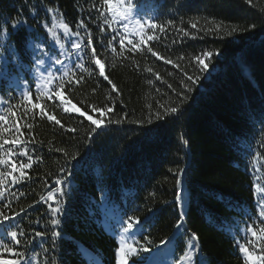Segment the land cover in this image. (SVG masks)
Here are the masks:
<instances>
[{
  "label": "trees",
  "instance_id": "trees-1",
  "mask_svg": "<svg viewBox=\"0 0 264 264\" xmlns=\"http://www.w3.org/2000/svg\"><path fill=\"white\" fill-rule=\"evenodd\" d=\"M131 4L136 9L150 6L152 12L146 15L145 42L140 37L133 44L124 39L121 49L122 38L109 25L104 0H0V115L5 117L0 143L17 137L26 142L12 148L17 153L12 157L17 182L8 177L6 186L0 185V212L19 217L0 231L5 236L12 230L22 232L16 250H27L33 264H118L115 250L123 229L139 221V227L134 223L123 234L125 249L140 250L128 264L152 258L161 264L166 255L169 264H176L191 233L200 244L196 264L201 258L204 264H244L241 245L258 255L264 249V217L259 216L255 192L264 188V0ZM14 20L26 24L13 30ZM64 23L69 25L66 35L56 28ZM151 23L158 27L150 28ZM148 36L154 39L147 41ZM74 40L85 49L83 71L66 49ZM37 44L49 55L67 53L64 61L75 73L71 86L56 83L51 90L55 101L36 92L31 68ZM93 50L111 84L100 77ZM203 52L212 56L206 59ZM196 57L209 65L204 73L197 70L203 65H196ZM188 76L199 80L188 81ZM187 87L193 91L188 93ZM25 91L30 101L24 99ZM181 93L189 100L181 114L171 116L169 110L180 103ZM157 113L163 118L157 119ZM48 115L60 123L49 121ZM88 116L108 125L90 142L87 134L95 125ZM115 120L121 123L109 125ZM8 151L4 144L0 159H9ZM25 151L32 166L21 181L19 165L30 163L19 155ZM77 153L80 162L73 167ZM186 162L185 196L190 203L176 234L179 207L169 202L176 196V172ZM62 168L63 178L72 174L70 196H61L67 189L55 184L62 179ZM9 171L11 165H0V174L7 177ZM49 191L54 192L52 201L47 200ZM56 201L67 202L59 229L62 238L56 252H45L52 247L50 206ZM36 232L45 237H36ZM2 244L12 247L14 242L6 238ZM4 258L12 257L5 253Z\"/></svg>",
  "mask_w": 264,
  "mask_h": 264
},
{
  "label": "snow or ice",
  "instance_id": "snow-or-ice-1",
  "mask_svg": "<svg viewBox=\"0 0 264 264\" xmlns=\"http://www.w3.org/2000/svg\"><path fill=\"white\" fill-rule=\"evenodd\" d=\"M104 4L106 6H109V10L112 11L114 16L118 15V16H121L124 18H128L131 15L132 10H133V4H131V3H129L128 7H126V8H120L119 12H117L114 8L111 7L112 0H104ZM48 11L51 12L52 9L49 8ZM169 23H171V21H169ZM25 24H26L25 20H14L11 24V28L13 30H16ZM148 26L150 28L158 27L154 23H151ZM61 27L63 28L65 34H67L69 32V25L67 23L62 24ZM192 27L195 28L196 25L193 24ZM135 30H136L137 34L140 36L141 42L144 43L145 42V37L143 35L144 26L141 24V22L139 20L136 21ZM50 31H51V29H49V32ZM161 31H163L162 28H161ZM181 31H183V30H181ZM233 31H235V29ZM5 32H7V23L5 24ZM231 34L232 33H228V35H231ZM53 35H55V33H53ZM184 35L187 36L188 33L185 32ZM146 39H147V41H151L154 39V37L148 36ZM56 43H59V37L56 38ZM113 43H115V40H113ZM128 43L133 44V41L131 39H129ZM124 44H125V41L122 38L120 40L121 49L124 48ZM88 46H92V39L91 38L88 40ZM72 48L74 50H76V52L79 53V55H77L75 57V59L80 61V62L77 63L75 65V67L81 71L85 70V64L83 62V55H84L85 49L81 46L80 43L72 44ZM35 50H36L37 55L33 57V64H32L31 70L35 74L36 79H40L44 82L42 85L37 87L36 90L40 91L41 88H43L46 91V93L48 94V96L53 101H55L56 97L51 95V90L56 87L57 82L59 83L61 88H65L66 85L71 86L72 80L70 77L73 76L75 73H74L73 68L71 67L70 63H66L64 60H61V59H54L52 56L49 55L48 51L45 50L41 44H37L35 46ZM113 51H115V49H113ZM148 52H150L153 56H157V53L154 52L151 47L148 48ZM61 55H63V53H61ZM96 56H97V52L95 50H93L92 58L94 60L95 65L99 66L100 77H103V79L105 81H108V83L111 84L112 83L111 80H109L108 76L105 74L104 65L101 64V61L99 59H96ZM203 56L207 59V58L212 56V53L203 52ZM44 57H47L50 61H52L54 63V65L59 66L55 69L56 72L60 73L59 77L52 75V71H53L52 68H50V67L46 68L45 67ZM167 63L171 64L172 61L168 60ZM195 63H196V65H203L202 67L197 69L201 73H204L209 67V65L205 64L199 57L195 58ZM3 71H4V69L2 67H0V72H3ZM148 71L151 72V69H148ZM45 72H47V75H45ZM187 79H188V81H193V77H191V76H188ZM198 80H199V77L196 78V80L193 82H198ZM149 83H151V81H149ZM169 87H172V86L169 85ZM113 88H115V85H113ZM186 91L188 93H191L193 91V88L187 87ZM57 95H59V93H57ZM179 95H180V103L176 107H172L169 110V115H171V116L181 114L182 111L185 109L186 102L189 100L188 95H185L184 93H181ZM23 97L25 100L30 101V92L25 91L23 93ZM37 98H39V97H37ZM35 107H36V105H33V108H35ZM73 110L76 112H80V109L75 108V106H73ZM40 111H41V115L43 116L44 115V109L41 108ZM65 111L67 112L69 110L65 109ZM33 115H35V114L33 113ZM101 115H103V113H101ZM87 118H88V120L91 121L92 125H95V127H92L91 131L87 134L89 137L88 142H90L94 138V134L97 133L98 129L102 130L104 127H107L108 125H104L103 121L100 119H93L92 116H88ZM162 118L163 117H160L159 113H157V119H162ZM4 119H5V117L0 115V121H3ZM47 119L49 121L55 120V122L57 124L60 123V121L57 120L55 118V116H52V115H48ZM131 122L132 121H130V123ZM112 123L120 124L121 121L120 120L109 121V125ZM149 123L151 124L152 121L150 120ZM15 130L17 133H19L21 131V129L19 127H17ZM25 143L26 142L23 140H20L19 137L12 139L10 141H4V143H0V148H3L4 144H7L9 146V151L7 153V155L9 156V159H7V160L0 159V165H4V166L11 165V171H9L7 173V177H5L3 174H0V185H5V180L8 177L11 178V183L15 184L17 182L18 178H17V176L14 175V173L17 172L18 166L12 160V157L17 155V153H15L12 150V148H13V146H17V145L25 144ZM184 143L187 144L188 142L185 140ZM58 151H62V149L58 150ZM19 155L27 156L28 160L30 161V163H28V164L19 165V180L22 181V180L27 178V173L25 170L31 168L32 157L29 156L26 151L19 153ZM185 156H187V153L185 154ZM38 160H39V157H37V161ZM79 162H80V154L77 153L75 156L72 157L71 164L73 167H76L79 164ZM65 171H66V169H63V168L61 169L62 179H57L55 181V184L61 185L62 187L66 188L67 190L60 191L59 189H57L56 191H60L61 196H70L71 189H72V184L70 182L72 174H71V172H69L68 177L65 179V178H63V173ZM170 171H172V170H170ZM188 171H189V168H188L187 162H186L185 166L179 168V170L176 172V179H175L176 196H175L174 201L169 202V203H175L179 207L180 219L177 220V222H176V234H179L180 229L183 227L184 218L186 216V210L185 209H186L187 204L190 203V201H188L186 199V196H185V184H186V176H187ZM255 192L257 195V204H258V207L260 210L259 216L264 217V188L258 187L255 189ZM3 194L4 193L2 191H0V196H2ZM53 196H54V192L49 191L48 196H47V200L52 201ZM103 198H106V197H104V195L102 193V199ZM24 211H25L24 209H20V212H24ZM66 213H67V202L66 201L63 203H61L60 201H56L55 207L50 206V226L52 229L51 230L52 247L50 250L45 249V252H48V251L56 252V249L58 246V241L62 238V233L59 229L62 226L63 216L66 215ZM18 217H19V213H15L13 215H4L3 212H0V229L10 227L12 224L15 223V220ZM129 220H133V218L130 217ZM134 223H135L136 227L140 226L139 221H135ZM134 223H128L127 224V227L123 229L122 237H123V234L129 233L130 230L133 229ZM46 227H47V225H46ZM141 231H142V229H141ZM248 231L251 232L253 236H256V233L254 231H252L251 228H249ZM261 232L264 233V229H261ZM21 236H23V233L22 232L18 233L15 230L8 231L6 233V236L2 231H0V240L10 238L11 241L14 242L12 247H9L7 244L0 245V249H2V251H0V264H33L32 259L27 255V250L26 251H17L16 250L20 244V237ZM35 236L40 237V238H44L45 233L44 232H36ZM145 239H147V237ZM164 244H165V241L162 240L161 245H164ZM187 244H188L187 250L184 252V254L182 256H180L179 260L176 261V264H196V257H198L200 255V244H199L198 237H197L196 233L190 234L188 241H187ZM115 251H116V255L118 257V264H128L129 258L131 256L138 255L140 250L136 249V248H132V247L125 249L124 241L122 238L120 246L117 247ZM143 251L150 252L151 249L144 248ZM240 252L243 254L244 264H264V249L261 250L262 254L258 255V254L253 253L252 251H249L248 247L241 245L240 246ZM5 253L10 255L12 258L5 259L4 258ZM54 264H55V262H54ZM149 264H151L150 261H149ZM200 264H204L202 258H201Z\"/></svg>",
  "mask_w": 264,
  "mask_h": 264
},
{
  "label": "rangeland",
  "instance_id": "rangeland-1",
  "mask_svg": "<svg viewBox=\"0 0 264 264\" xmlns=\"http://www.w3.org/2000/svg\"><path fill=\"white\" fill-rule=\"evenodd\" d=\"M129 3H131V0H113L111 7L114 8L117 12H119L120 8L128 7ZM151 12H152V8L150 6H140V8L136 9L135 5H133V10H132L131 15L128 18H124L118 15L114 16L112 11L109 10V6L106 8V14H107L106 16L108 18L109 25L116 32V34L119 35V37L125 39L126 41H128L129 39L133 40L137 37H140L135 30L137 20H139L141 24L144 26V32L146 31L147 23L149 20V19L146 20V15L149 16ZM56 28L62 34L66 35L62 27H59L56 25ZM74 43H80V42L77 40H74L71 42V47L68 45L66 49L69 52L70 56L72 55L73 57H76V55H78L79 53L76 52V50L72 48V44ZM61 53H63V55H61ZM66 55L68 54L65 53L64 51L62 52L59 51L57 55H50V56H52L54 59L64 60L66 58ZM45 67L52 68L53 70L52 75L57 77L58 72H56L55 69L59 66L54 65V63L50 61L47 57L45 58ZM45 75H47V72H45ZM31 76L35 82L36 89L37 87H39L40 85L44 83L42 80L35 78V74L32 72V70H31ZM22 89H25V86ZM36 92L46 93V91L43 88H41L40 91L36 90ZM124 237L125 235L123 236V238ZM166 256H167V260L164 259L161 264H169L168 258H171V257L169 255H166ZM156 260L157 259H152L150 261L151 264H156Z\"/></svg>",
  "mask_w": 264,
  "mask_h": 264
}]
</instances>
